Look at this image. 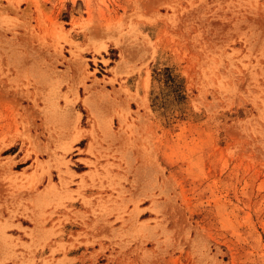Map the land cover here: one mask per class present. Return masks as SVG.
Wrapping results in <instances>:
<instances>
[{"label":"rangeland","instance_id":"1","mask_svg":"<svg viewBox=\"0 0 264 264\" xmlns=\"http://www.w3.org/2000/svg\"><path fill=\"white\" fill-rule=\"evenodd\" d=\"M0 264H264V0H0Z\"/></svg>","mask_w":264,"mask_h":264}]
</instances>
